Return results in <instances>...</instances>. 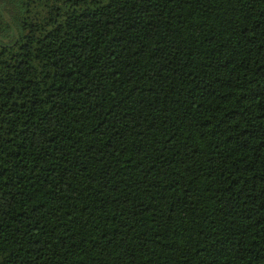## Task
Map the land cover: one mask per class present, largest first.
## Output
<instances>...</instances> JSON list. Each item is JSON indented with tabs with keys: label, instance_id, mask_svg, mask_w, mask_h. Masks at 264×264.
Returning a JSON list of instances; mask_svg holds the SVG:
<instances>
[{
	"label": "trees",
	"instance_id": "trees-1",
	"mask_svg": "<svg viewBox=\"0 0 264 264\" xmlns=\"http://www.w3.org/2000/svg\"><path fill=\"white\" fill-rule=\"evenodd\" d=\"M0 264H264V0H0Z\"/></svg>",
	"mask_w": 264,
	"mask_h": 264
}]
</instances>
